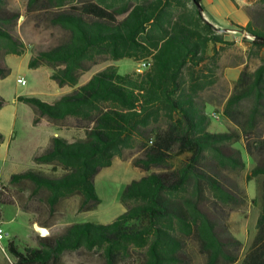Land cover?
<instances>
[{
  "label": "trees",
  "instance_id": "obj_1",
  "mask_svg": "<svg viewBox=\"0 0 264 264\" xmlns=\"http://www.w3.org/2000/svg\"><path fill=\"white\" fill-rule=\"evenodd\" d=\"M242 10L247 24L233 26L252 37L249 55L260 64L241 70L225 95L219 56L235 42L205 19L202 0H25L22 25L34 22L40 37L29 69L47 67L58 87L73 89L52 102L17 101L30 108L33 124L45 120L85 134L72 142L52 136L33 156L52 174L10 175L12 187L31 185L29 204L11 200L0 184V221L1 207L14 206L32 225L48 228L71 198L77 214L95 210V176L114 158L143 175L125 185L123 212L110 223L68 224L22 250L10 240L12 264H57L65 252L81 251H97L103 264H195L196 257L201 264H235L241 242L227 222L247 202L238 182L245 167L235 147L240 140L253 162L246 178L257 179L260 192L256 233L240 264H264V0ZM21 16L10 0H0V80L10 74L6 56L27 51L16 29ZM121 59L145 68L120 74L109 65L79 84L92 66ZM220 103L234 128L211 132L206 106ZM5 104L0 96V109Z\"/></svg>",
  "mask_w": 264,
  "mask_h": 264
},
{
  "label": "rangeland",
  "instance_id": "obj_2",
  "mask_svg": "<svg viewBox=\"0 0 264 264\" xmlns=\"http://www.w3.org/2000/svg\"><path fill=\"white\" fill-rule=\"evenodd\" d=\"M244 2L253 4V0ZM205 10L211 19L219 23L221 29H236L227 19V14L233 5L243 4L242 0H205ZM12 9L17 10L22 16L19 18L17 33L27 45V51L23 55H9L5 58L6 64L11 72L2 83L5 88L4 100L6 104L0 109V133L3 135V141L0 144V184L7 187V194L11 200L24 201L28 203V196L31 185L12 187L9 185V177L13 173L24 172L29 169L43 171L46 174H52L53 168L48 165H37L33 162V156L43 150L48 144L53 134H57L68 142L84 137L83 129H76L70 125L65 127L54 126L45 120L40 124H33V114L30 108L23 104L14 105L11 98L14 94L29 95L37 97L45 102H50L58 97L59 87L50 79L51 70L47 67H40L37 70L29 69L28 62L31 56V47L33 43H38L39 32L35 29L32 21H27L24 25L25 0H10ZM243 11L237 12L232 17L236 21H242L245 17ZM241 33L233 35L225 32V38L234 41V47H225L220 52L219 62L224 66L223 76L226 89L223 94L227 95L237 79L234 73L245 69L252 72L260 64V60L249 55L250 38L241 39ZM238 38L241 44L236 43ZM261 54L264 56V49ZM109 65H115L120 74L130 72H139L143 68L141 63L132 59H121L119 61L107 60L92 66L90 70L84 72L79 80V84L86 82L94 73L103 70ZM25 81V84H18L17 79ZM71 91L72 87H66ZM218 90V89H217ZM7 98V99H6ZM207 113L211 116V132H224L227 128H234L233 124L226 120L222 114V104L207 105ZM17 119L13 124V115ZM15 131L11 138L6 130ZM243 140H240L235 147L241 150V156L245 162L244 170L238 177L240 187L247 196L246 204L238 210L233 211L228 219L230 232L241 242L239 259L235 264H240L250 242L255 236V224L260 210V192L257 179L248 180L246 178L253 166L251 158L242 148ZM143 175L138 169L131 165L129 160L124 161L120 158H114L109 167L102 169L94 179L95 192L100 199V204L95 210L76 213L77 199L71 198L64 202L65 211L56 214L53 223L46 228L49 234L59 231L61 228L72 223L94 222L99 224H108L123 212L120 203V197L126 184L131 180L138 179ZM24 189V190H23ZM23 190V191H22ZM31 206V204H30ZM33 207V206H32ZM2 220L0 221V230L3 233V239L0 241V264H12L13 257L8 253V242L12 240L14 244L22 250L25 246L37 247L33 241L37 234L31 224L30 216L18 210L14 206L1 207ZM41 217L46 218V211H41ZM38 226V225H37ZM40 227V226H39ZM7 234V235H6ZM42 237V236H40ZM57 264H103L100 254L97 251L87 252H65ZM120 264H135L133 259H128ZM195 264H201L199 257L195 258Z\"/></svg>",
  "mask_w": 264,
  "mask_h": 264
},
{
  "label": "crops",
  "instance_id": "obj_3",
  "mask_svg": "<svg viewBox=\"0 0 264 264\" xmlns=\"http://www.w3.org/2000/svg\"><path fill=\"white\" fill-rule=\"evenodd\" d=\"M244 1H245V0H242V3H243V4H247V5H249V3H246V2H244ZM205 6H206L205 0H202L203 15H204L205 19L208 20L210 23H212L215 27L221 28V26H220L219 23L215 22L213 19L210 18V16L208 15L207 11L205 10V9H206ZM240 11H243V10H242V5L238 4V6L233 5V7H231V10H229V11L227 12L226 15H228V16L230 17V18H227V19L231 22V25H233V24H237V25H240V26H243V27H244V26L247 24V22H248V17H247V16H245V17L243 18L242 21H236L234 18H232V17H234V16L237 14V12H240ZM224 30H225V32H228L229 29L226 28V29H224ZM240 38H241V39H244V36L241 35ZM235 39H236V43H237V44H241V42L238 41L239 39H238L237 37H236ZM8 56H9V55H8ZM8 56H6V58H7ZM37 69H39V68H37ZM37 69H32V70H37ZM10 72H11V70H10ZM234 74L238 76V72H237V73H234ZM5 80H6V78L0 80V96H1L2 98H4V94H3V92L5 93V88H4V86L2 85V83H3ZM54 84H55V83H54ZM55 85H56V84H55ZM56 86H57V85H56ZM59 90H60V93L58 94V97L55 98V99H53L52 101L58 99V98H59L60 96H62L63 94L69 92V91L66 89V87H59ZM1 91H3V92H1ZM20 96L28 97L29 95L14 94V95L12 96V98H11V101H12V103H13L14 105H16L17 103H21V102H18V101H17V98L20 97ZM6 99H7V98H6ZM6 101H7V100H6ZM52 101H50V102H52ZM1 109H2V108H1ZM16 119H17V115L14 114V115H13V124L15 123ZM39 124H40V123H39ZM5 133L9 134L11 138H14L13 135H14L15 131H13V130L11 131V129H8V130H6ZM53 136H57V134H53ZM33 227H34V226H33ZM34 230H35V228H34Z\"/></svg>",
  "mask_w": 264,
  "mask_h": 264
},
{
  "label": "built area",
  "instance_id": "obj_4",
  "mask_svg": "<svg viewBox=\"0 0 264 264\" xmlns=\"http://www.w3.org/2000/svg\"><path fill=\"white\" fill-rule=\"evenodd\" d=\"M234 1H237V0H234ZM228 32L229 33H231V34H233V35H236V34H238V33H241L243 36H245L246 38H250V39H252V37L250 36V35H248L247 33H245V32H240V31H238L237 29H230V30H228ZM141 67L142 68H145V63H141ZM17 83L18 84H22V85H24L25 84V81L24 80H22V79H20V78H18L17 79ZM36 232H37V234L38 235H49V232H48V230L45 228V233H40L38 230H36ZM3 233H2V231L0 230V241L3 239Z\"/></svg>",
  "mask_w": 264,
  "mask_h": 264
},
{
  "label": "water",
  "instance_id": "obj_5",
  "mask_svg": "<svg viewBox=\"0 0 264 264\" xmlns=\"http://www.w3.org/2000/svg\"><path fill=\"white\" fill-rule=\"evenodd\" d=\"M33 226H34L35 230H38L40 233H45V228L44 227H39L36 224H34Z\"/></svg>",
  "mask_w": 264,
  "mask_h": 264
}]
</instances>
